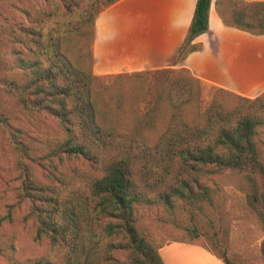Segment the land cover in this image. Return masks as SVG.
Wrapping results in <instances>:
<instances>
[{
  "label": "trees",
  "instance_id": "1",
  "mask_svg": "<svg viewBox=\"0 0 264 264\" xmlns=\"http://www.w3.org/2000/svg\"><path fill=\"white\" fill-rule=\"evenodd\" d=\"M117 1L0 5L7 45L0 53V86L24 109L53 117L63 131L61 140L37 153L25 131L0 114V132L16 157L17 196L27 203L38 236L59 253L32 264H166L160 245L138 227L141 204L188 212L192 223L182 241L204 236L226 264H245L228 255L214 178L243 177L247 204L264 228V91L249 97L216 87L203 104L202 80L187 67L171 66L147 72L153 89L142 82L101 104L92 68L95 22ZM211 1L197 0L172 65L201 48L194 39L209 29ZM216 7L227 26L264 34V1L217 0ZM77 43L89 46L88 66L74 61ZM261 251L264 256V240Z\"/></svg>",
  "mask_w": 264,
  "mask_h": 264
},
{
  "label": "rangeland",
  "instance_id": "2",
  "mask_svg": "<svg viewBox=\"0 0 264 264\" xmlns=\"http://www.w3.org/2000/svg\"><path fill=\"white\" fill-rule=\"evenodd\" d=\"M1 3L2 0L0 5ZM114 18L107 31H113L114 40L117 37L126 39L128 46V41L132 42L133 38L128 31L133 25V19L123 17L122 14L114 15ZM2 38L0 32V53L7 47ZM73 55L77 65L88 66L91 62L87 43L74 45ZM225 60L226 56L220 55L218 63ZM148 71L150 70L141 71L142 75L123 72L122 76H99L97 88L102 90L101 104L111 101L116 92L131 91L132 87H137L142 82L149 83L153 89L155 79L147 74ZM216 87L219 86L203 82V104L211 100ZM151 97L152 93L148 99ZM141 107L145 110L148 107L147 101ZM0 114L5 115L12 125L25 131L26 141L34 152L42 153L63 138V131L53 117L24 109L1 86ZM262 156L264 158V151ZM17 175L13 148L6 136L0 132V264H32L43 256L58 258L59 253L50 250L48 239L38 236L33 220L28 215L27 203L17 196ZM214 183L219 186L222 196V237L228 255L245 264H264L261 251L264 228L255 211L247 204L248 182L240 175L223 173L214 178ZM136 217L140 230L160 246L172 240L186 239V227L192 223L188 212L178 210L172 214L160 204L138 205ZM193 242L210 250L209 241L204 236Z\"/></svg>",
  "mask_w": 264,
  "mask_h": 264
},
{
  "label": "crops",
  "instance_id": "3",
  "mask_svg": "<svg viewBox=\"0 0 264 264\" xmlns=\"http://www.w3.org/2000/svg\"><path fill=\"white\" fill-rule=\"evenodd\" d=\"M264 1V0H246ZM211 1L209 29L197 36L199 50L172 65L184 42L196 9L197 0H119L100 12L95 22L92 46L93 73L97 76L120 72L187 67L202 82L212 83L244 96L255 97L264 91V34H252L227 26ZM118 13V14H115ZM133 19L129 34L132 42L107 31L114 15ZM121 18L120 16L118 17ZM220 55L225 62L218 63ZM166 264H226L205 246L172 240L160 246Z\"/></svg>",
  "mask_w": 264,
  "mask_h": 264
}]
</instances>
